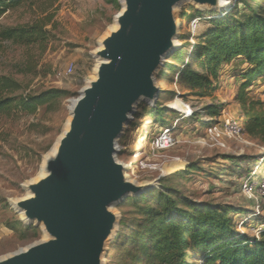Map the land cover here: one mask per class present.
I'll return each instance as SVG.
<instances>
[{
    "label": "rangeland",
    "instance_id": "1",
    "mask_svg": "<svg viewBox=\"0 0 264 264\" xmlns=\"http://www.w3.org/2000/svg\"><path fill=\"white\" fill-rule=\"evenodd\" d=\"M122 10L121 0H25L0 19V29L45 20L49 31L46 46L23 47L0 42V77H8L21 85L20 91L11 97L37 95L50 89L66 93L64 98L45 104L32 115L16 110L0 112V259L50 239L41 226L27 223L13 203L27 198V186L43 176L45 158L53 151L71 119V103L95 79L99 63L96 54L117 28V16ZM197 13L211 14L191 4L175 10L180 26L178 42L181 47L190 43L186 47L188 52L192 50L191 42H195L193 35L198 37L209 28L208 23L201 21L193 31L190 17ZM71 64L75 72L69 77H60L59 73ZM162 72L156 77L162 90L157 106L139 104L134 121L127 126L119 142L121 152L117 159L128 166L127 179L140 186L152 185L153 189L159 188L161 179H172L166 185L178 191L180 197L196 203L231 205L235 211L230 217L237 232L260 239L264 231V202L259 197L247 198L242 192V183L249 172L256 181H264V145L246 136L240 143L225 141V149L212 147L205 139V131L211 124L208 118H203L206 122L190 120L189 111L186 114L170 107L180 101L183 107L201 112L212 99L183 98L181 95L188 93L180 88L178 73L173 71L163 77ZM238 90V83L229 82L214 94L213 102L224 105L222 116L216 122L226 119L240 122ZM251 91L250 97L264 101V81L257 82ZM164 107L166 110L160 114H150L152 109ZM172 127L177 144L162 153L154 152V140L163 130ZM142 163L146 167L143 168ZM189 165L193 169L188 175L174 172L177 166L184 170ZM150 166L163 168V172L150 170ZM134 198L128 197L111 207L118 226L116 234L105 245L103 264L125 261L126 249L117 246V238L123 220L135 224L141 217L132 207ZM191 253L193 263H203L201 253L195 250Z\"/></svg>",
    "mask_w": 264,
    "mask_h": 264
},
{
    "label": "water",
    "instance_id": "2",
    "mask_svg": "<svg viewBox=\"0 0 264 264\" xmlns=\"http://www.w3.org/2000/svg\"><path fill=\"white\" fill-rule=\"evenodd\" d=\"M121 1L117 28L96 54L95 79L71 103V119L54 147L56 154L46 161L47 175L27 186L32 195L13 203L27 223L41 226L50 239L0 264H101L105 242L118 226L111 207L134 196L128 193L139 197L153 189L127 179L128 166L117 159L119 142L139 104L156 107L159 102L156 77L181 47L174 46L180 36L175 10L184 0ZM186 1L224 14L236 0H228L222 11L209 8L218 0Z\"/></svg>",
    "mask_w": 264,
    "mask_h": 264
},
{
    "label": "trees",
    "instance_id": "3",
    "mask_svg": "<svg viewBox=\"0 0 264 264\" xmlns=\"http://www.w3.org/2000/svg\"><path fill=\"white\" fill-rule=\"evenodd\" d=\"M24 2L0 0V19ZM194 19L208 23L209 28L194 36L191 52L186 50L190 45L187 43L171 56L163 77L178 73V84L188 93L181 95L183 98L212 99L201 112L196 110L187 117L198 122L208 118L211 123L222 116L224 109L223 104L213 102L214 94L232 78L234 84H239L236 101L242 112L240 123L248 137L264 145V101L250 97L251 88L264 79V0H238L224 14L197 13L190 22ZM48 40L45 20L0 29L1 43L31 47L46 46ZM20 89L19 83L0 77L1 113L16 110L32 115L45 104L66 96L62 90L50 89L37 95L11 97ZM165 108L152 109L150 114H160ZM192 169L189 165L178 174L188 175ZM247 174L245 179L251 172ZM171 180L161 179L158 189L132 199V207L141 217L135 224L122 221L117 246L126 249L123 264H195L191 250L201 253L202 264H264V231L260 239L241 235L230 217L235 211L233 206L196 203L180 197L178 191L166 185Z\"/></svg>",
    "mask_w": 264,
    "mask_h": 264
},
{
    "label": "built area",
    "instance_id": "4",
    "mask_svg": "<svg viewBox=\"0 0 264 264\" xmlns=\"http://www.w3.org/2000/svg\"><path fill=\"white\" fill-rule=\"evenodd\" d=\"M236 1H234V3ZM200 22V19H194L190 22L189 25L192 27L193 31H196L197 26ZM195 35H193V37ZM75 69L76 68L74 64H71L65 71L60 72L59 76L63 78L69 77L75 72ZM192 115L193 111L189 116ZM174 130L175 129H173V127L167 128L159 134V136L153 142L154 152L162 153L177 144V140L174 136ZM246 136L247 134L245 133L244 128L241 126L240 122L234 119H226L220 122H213L209 124L208 128L205 131V139L208 140L210 145H212V147L223 149L227 147L225 141L240 143L245 140ZM142 166L144 168L146 167V164L142 163ZM149 169L159 170L163 172V168L157 166H150ZM252 176L250 175L248 178L244 179V182L242 183V192L249 199H256V197H259L264 202V181H256V178ZM257 210H260V208L257 207Z\"/></svg>",
    "mask_w": 264,
    "mask_h": 264
},
{
    "label": "bare ground",
    "instance_id": "5",
    "mask_svg": "<svg viewBox=\"0 0 264 264\" xmlns=\"http://www.w3.org/2000/svg\"><path fill=\"white\" fill-rule=\"evenodd\" d=\"M186 3H188L186 0H184V1H182L179 5H184V4H186ZM178 5V6H179ZM202 7H209V6H202ZM229 7V1L228 0H218L217 1V6H214V7H209V8H215L216 10H226L227 8ZM176 8V7H175ZM174 8V9H175ZM177 34H179V29H178V25H177ZM180 44H179V42L178 41H176V39H174V46L175 47H177V46H179ZM178 103H179V105H178ZM173 110H177V109H180L182 112H184V113H186L187 114V112H188V114H191L192 113V111L189 109V108H185V107H183V105H182V103L179 101V102H175V105L172 107V106H170ZM180 110H177V111H180ZM187 117H189V116H187ZM56 151H57V147L52 151V153L49 155V156H47L46 158H45V162H44V165H43V175L44 176H46L47 175V169H46V161H48V159L49 158H51L52 156H54L55 154H56ZM122 164V163H121ZM123 166H124V168H126V165L125 164H122ZM181 166H177L176 168H175V171L174 172H180L179 170H181L182 171V168H180ZM180 168V169H179ZM177 172V173H178ZM144 188L145 187H143V188H141L140 190H144ZM28 196H30V195H32V192L28 189ZM127 195H134V196H137V195H139V193L138 192H136V193H128ZM126 196V195H125ZM14 206H16V204H14ZM21 211V210H20ZM21 215H23V216H25V213H24V211H21ZM113 235H114V232H112L111 233V236L109 237V238H112L113 237ZM105 244H106V242H105ZM105 249V248H104ZM103 255H104V250H103V253L101 254V257H100V262H101V264H103Z\"/></svg>",
    "mask_w": 264,
    "mask_h": 264
},
{
    "label": "crops",
    "instance_id": "6",
    "mask_svg": "<svg viewBox=\"0 0 264 264\" xmlns=\"http://www.w3.org/2000/svg\"><path fill=\"white\" fill-rule=\"evenodd\" d=\"M231 80H233V79L232 78L228 79L223 85H227L229 82H232ZM263 81H264V79L259 81V83H262Z\"/></svg>",
    "mask_w": 264,
    "mask_h": 264
}]
</instances>
